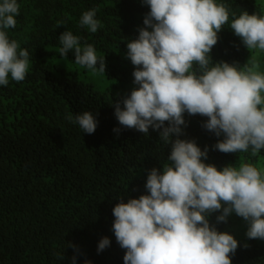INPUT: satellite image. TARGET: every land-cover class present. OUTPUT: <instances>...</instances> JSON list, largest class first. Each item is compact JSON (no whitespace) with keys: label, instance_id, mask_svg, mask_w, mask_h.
<instances>
[{"label":"clouds","instance_id":"clouds-1","mask_svg":"<svg viewBox=\"0 0 264 264\" xmlns=\"http://www.w3.org/2000/svg\"><path fill=\"white\" fill-rule=\"evenodd\" d=\"M148 8L138 36L126 40L125 59L134 67L130 93L114 101L119 127L143 135L150 130L169 146L168 163L147 170L145 193L112 209L111 230L124 250V264H232L240 242L221 231L232 215L246 224L247 240H264V168L243 157L257 159L264 150V15L231 13L217 0H139ZM17 0L0 2V86L25 80L30 52L10 39L17 25ZM64 26V21H59ZM225 26L239 37L250 55L245 62L214 60L213 48ZM79 27L96 33V10L83 12ZM61 57L73 53L76 65L106 73L105 57L71 30L59 34ZM205 118L202 128L218 139L212 150L236 154L239 163L222 168L208 163L209 146L181 138L185 119ZM66 119L86 134L98 126L90 110ZM215 215L213 221L211 217ZM74 245L69 242V245ZM111 246L100 239L97 251ZM244 247H248L245 243ZM231 254V255H230ZM77 257L73 256L72 264ZM85 264L90 262L85 261Z\"/></svg>","mask_w":264,"mask_h":264},{"label":"trees","instance_id":"trees-1","mask_svg":"<svg viewBox=\"0 0 264 264\" xmlns=\"http://www.w3.org/2000/svg\"><path fill=\"white\" fill-rule=\"evenodd\" d=\"M17 2V25L7 31L30 52V66L24 81L0 86V264H72L74 255L75 264H124V250L111 230L112 209L121 195L126 201L145 193L147 170L168 163L169 146L156 131L114 132L119 125L112 102L126 93L98 89L86 79L88 69L71 70L55 60L74 61L73 53L58 52L59 34L71 30L82 45L92 44L98 57H105L114 85L131 83L126 40L138 36L148 8L139 0ZM217 2L229 7L230 20L231 13L244 11L264 15L260 0ZM93 8L100 22L96 33L79 27L83 12ZM218 36L214 60L246 61L250 52L230 28ZM88 110L99 122L90 135L66 119ZM185 119L181 138L209 146L208 163L221 168L238 161L236 154L212 150L218 138L202 128L205 118L185 114ZM226 225L218 228L224 231ZM104 236L111 246L98 253ZM232 264H264V244L240 242Z\"/></svg>","mask_w":264,"mask_h":264},{"label":"rangeland","instance_id":"rangeland-1","mask_svg":"<svg viewBox=\"0 0 264 264\" xmlns=\"http://www.w3.org/2000/svg\"><path fill=\"white\" fill-rule=\"evenodd\" d=\"M263 4L264 7V0H260ZM264 53H261L259 56V59L261 61V70L264 71ZM56 62L59 61L61 62L66 68H69L71 70H81V66L76 65L74 61H70L67 59H57L55 60ZM86 79L92 81L94 83V85L98 88V89H112L113 91H124V93L126 90H131L134 85L133 83H128V84H124L121 83L120 85H118V87L114 84H116V78H109L108 75L106 73H100V72H93L91 70H89L87 72V77ZM246 161L248 162H252V163H257L258 167L264 168V155L261 154V156L257 159H250L247 156L243 157ZM232 163V162H231ZM234 163H239V159L237 162ZM222 168V167H221ZM224 231H229L232 232L236 238L238 239L239 242H248L249 240H247L246 236H245V232H246V224L245 222L235 216L232 215L229 218V221L224 229ZM258 243L260 244H264V240H258L255 239Z\"/></svg>","mask_w":264,"mask_h":264},{"label":"crops","instance_id":"crops-1","mask_svg":"<svg viewBox=\"0 0 264 264\" xmlns=\"http://www.w3.org/2000/svg\"><path fill=\"white\" fill-rule=\"evenodd\" d=\"M263 56H264V54H263Z\"/></svg>","mask_w":264,"mask_h":264}]
</instances>
